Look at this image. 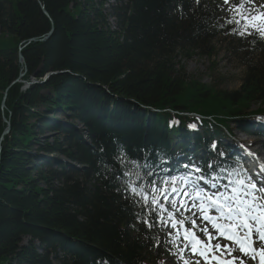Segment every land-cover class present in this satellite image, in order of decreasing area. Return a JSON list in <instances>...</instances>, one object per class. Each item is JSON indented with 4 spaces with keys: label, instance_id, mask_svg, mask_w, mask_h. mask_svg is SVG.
<instances>
[{
    "label": "trees",
    "instance_id": "16d2710c",
    "mask_svg": "<svg viewBox=\"0 0 264 264\" xmlns=\"http://www.w3.org/2000/svg\"><path fill=\"white\" fill-rule=\"evenodd\" d=\"M108 1L0 0V264H163L124 172L150 191L186 161L224 162L222 129L262 134L247 123L264 115L256 31L234 34L215 0ZM218 44L243 69L238 90L180 65Z\"/></svg>",
    "mask_w": 264,
    "mask_h": 264
},
{
    "label": "snow or ice",
    "instance_id": "6c2138e0",
    "mask_svg": "<svg viewBox=\"0 0 264 264\" xmlns=\"http://www.w3.org/2000/svg\"><path fill=\"white\" fill-rule=\"evenodd\" d=\"M224 3L229 4V0H224ZM228 11L232 16L226 23L236 25L232 29L234 34L244 36L256 31L264 38V5L257 7L254 0H240L239 3L230 5ZM115 159L123 164L127 157L122 153ZM133 163L138 166V162ZM207 166L209 169L213 167L211 164ZM260 167L261 172L256 174L257 179L246 173H229L236 179L218 188L212 182L216 179L215 176L211 179L204 175L193 178L191 173H200L202 165L192 162L190 165H184L187 174L164 180L163 186L159 188L154 186L153 181L150 191L144 185L137 184L140 179L138 172L128 170L124 172V176L130 179L125 181L124 190L130 197H139L146 207L151 205L152 211L156 213V221L174 230L168 233L171 237L169 242L175 245L177 252L173 254H178L183 264H200V259H186L185 251L202 258L204 264H237L238 259L240 264H244L243 259L233 256V252L237 250L243 257L252 260L258 257L259 264H264V245L259 249L253 247L254 233L257 240L264 241V165ZM132 176H135L136 180L131 179ZM201 181L209 184L211 188H216V191L209 192L201 188ZM181 210L191 212V216L181 215V218L177 219V213H181ZM210 211L216 215H210ZM197 213L212 227V231H209L207 226L199 227L203 239L196 232ZM145 224L149 228L153 226L147 220ZM188 224L192 227H188Z\"/></svg>",
    "mask_w": 264,
    "mask_h": 264
},
{
    "label": "rangeland",
    "instance_id": "374dc122",
    "mask_svg": "<svg viewBox=\"0 0 264 264\" xmlns=\"http://www.w3.org/2000/svg\"><path fill=\"white\" fill-rule=\"evenodd\" d=\"M215 1L222 4V10L220 11V13H221V17H224V18L232 16V13L228 11L230 5H234L240 2V0H229V4H225L224 0H215ZM109 3L112 5L115 4L113 0H110ZM254 3L257 7H259L261 5H264V0H254ZM109 22L111 26L113 27V29H115V21L109 19ZM217 50H218V56H216L212 60L199 59L198 57H194L192 59L181 58L179 59L180 65L186 69L188 76H191L193 78L200 80L205 85L214 86L215 88L221 89V90H238L242 85V80L244 77L243 69L239 66V64L233 57L228 55V53L223 49L221 44H218ZM28 87L29 86L25 88H28ZM257 111H258L257 107H254L251 110V112L253 113H258ZM261 121L262 119H257V118L252 117V120H250L249 124L251 126H254V128H258ZM230 128H231V132L233 136L235 137L233 141L234 148L238 145V141L240 139L242 140L244 139L248 141L250 145H252L253 149H259V151H261L264 154V151H263L264 140L262 138L256 135L246 136L244 133H242L239 130V128L235 124L231 125ZM198 130L204 131V128L202 129L199 128ZM222 131H223V134L227 136V134L225 133L223 129ZM47 137L51 138L50 135H48ZM225 142H229V140H226ZM1 143H0V147H1ZM245 145H248V143L245 142ZM0 153H1V150H0ZM196 224L198 226L197 229L199 230V227H201V223L196 222ZM173 231H174L173 229L171 228L169 229V232H173ZM169 232L166 233V239H167V241L165 242L166 245L165 244L163 245L166 247V253L164 254L163 264H183V262L179 258V255L173 254L177 252V249L174 244L169 242L171 240V237L168 235ZM184 256L186 259L195 261V259L191 258V256H187L185 254ZM200 264H204V263L200 261ZM238 264H240V260ZM244 264H247V263H244Z\"/></svg>",
    "mask_w": 264,
    "mask_h": 264
},
{
    "label": "water",
    "instance_id": "95a60500",
    "mask_svg": "<svg viewBox=\"0 0 264 264\" xmlns=\"http://www.w3.org/2000/svg\"><path fill=\"white\" fill-rule=\"evenodd\" d=\"M43 10H44V13L48 16V14H47V12L45 11V9L43 8ZM53 30L48 34V35H46L45 37H44V39L42 40V41H47V40H49L50 38H51V36L53 35ZM31 42H38V40L37 39H33V40H31L30 41V43ZM20 63L21 64H24V58H23V56L22 55H20ZM22 76H24V75H22ZM49 77H50V75H47L45 78H44V80H43V82H46L48 79H49ZM18 82V81H17ZM33 84H35V82L33 83ZM5 107V105H3V108ZM5 122L8 124V129L5 131V133H4V135H7V134H9V132H10V130H11V127H10V122H8L6 119H5Z\"/></svg>",
    "mask_w": 264,
    "mask_h": 264
},
{
    "label": "bare ground",
    "instance_id": "6f19581e",
    "mask_svg": "<svg viewBox=\"0 0 264 264\" xmlns=\"http://www.w3.org/2000/svg\"><path fill=\"white\" fill-rule=\"evenodd\" d=\"M114 3H116L117 0H113ZM109 2V1H108ZM112 2V1H111ZM108 5V4H107ZM32 85V84H31ZM242 141V139H240ZM254 152L258 153L259 149H254ZM259 157L261 158L262 161H264V155H259Z\"/></svg>",
    "mask_w": 264,
    "mask_h": 264
}]
</instances>
